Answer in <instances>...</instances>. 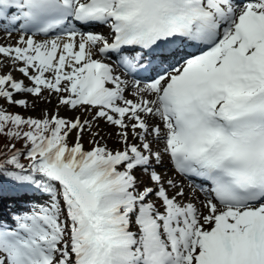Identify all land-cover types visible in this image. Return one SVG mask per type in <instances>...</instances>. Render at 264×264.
Returning <instances> with one entry per match:
<instances>
[{
    "label": "snow or ice",
    "instance_id": "6c2138e0",
    "mask_svg": "<svg viewBox=\"0 0 264 264\" xmlns=\"http://www.w3.org/2000/svg\"><path fill=\"white\" fill-rule=\"evenodd\" d=\"M0 29V101H58L0 106V264H264V0H0Z\"/></svg>",
    "mask_w": 264,
    "mask_h": 264
},
{
    "label": "rangeland",
    "instance_id": "374dc122",
    "mask_svg": "<svg viewBox=\"0 0 264 264\" xmlns=\"http://www.w3.org/2000/svg\"><path fill=\"white\" fill-rule=\"evenodd\" d=\"M19 34H21V33H19ZM3 35H5V34H3ZM49 38H51V37H49ZM0 60H3V57H0ZM4 66L6 67L5 61H4ZM5 67L2 68L3 73L5 72V74H6L9 71H11V72H13L12 74L15 78L24 79L21 76V74L18 71H16L15 69H13V68L7 69ZM19 75H20V77H19ZM25 83L29 84V81H27L25 79ZM44 95L47 96L48 93L45 92ZM15 98L16 99H21V98L27 99L29 101L30 105H32L34 101H35V103H34L33 107L22 108L19 106H9L6 103L0 101V106H3L4 108H6L9 112L19 113L22 116H25V117L31 116L33 118H43L46 113L47 114H53L56 110V106L58 103L57 98L55 96L50 97L51 103L41 102L39 100H35V98L31 95H24V97L17 95ZM59 114L63 117H67V118H74L77 115H81L82 119H90L91 118L90 115L87 113L82 114L80 109L72 111L70 109L61 107ZM98 123L100 124V128L103 130L101 135H105L106 133H113V135L111 137L105 136V140L101 141V143H107L109 147H119V145L116 143V137L114 135L115 129L112 127L106 126L102 120L98 121ZM89 138H90L89 134L85 133L83 136L82 142L84 143L86 149H90L92 147V145L89 144ZM74 142H75V133H73L72 136L70 137V143H74ZM5 211H7V210H5Z\"/></svg>",
    "mask_w": 264,
    "mask_h": 264
},
{
    "label": "bare ground",
    "instance_id": "6f19581e",
    "mask_svg": "<svg viewBox=\"0 0 264 264\" xmlns=\"http://www.w3.org/2000/svg\"><path fill=\"white\" fill-rule=\"evenodd\" d=\"M100 30L99 31H101V33L103 34V33H107L108 31L105 29V28H99ZM3 34H5L4 33V31L2 30V29H0V43H12V44H14L15 42H16V40L18 39V37H19V32L18 31H16V32H14V34H13V36H12V38L11 39H6L5 38V35H3ZM50 37V36H49ZM49 37H47V38H49ZM38 40H40V39H43L44 37H40V36H37L36 37ZM5 62H6V67L5 68H7V69H10V68H12L11 67V64L7 61V60H4ZM119 71V70H118ZM5 73V72H4ZM13 73V72H12ZM18 75V74H17ZM19 77H20V75H19ZM19 79V78H18ZM24 97V96H23ZM129 98H131V96H129ZM76 116V115H75ZM164 171H167V169H165Z\"/></svg>",
    "mask_w": 264,
    "mask_h": 264
},
{
    "label": "trees",
    "instance_id": "16d2710c",
    "mask_svg": "<svg viewBox=\"0 0 264 264\" xmlns=\"http://www.w3.org/2000/svg\"><path fill=\"white\" fill-rule=\"evenodd\" d=\"M2 145H3V139L0 138V150H3ZM21 146H22L21 144H17L18 148L21 147ZM23 162L27 163V161H23Z\"/></svg>",
    "mask_w": 264,
    "mask_h": 264
}]
</instances>
